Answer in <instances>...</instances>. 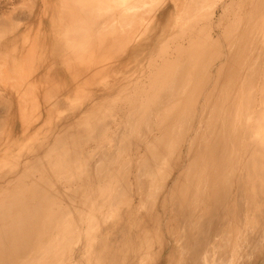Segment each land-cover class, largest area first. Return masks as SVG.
<instances>
[{
    "label": "bare ground",
    "instance_id": "bare-ground-1",
    "mask_svg": "<svg viewBox=\"0 0 264 264\" xmlns=\"http://www.w3.org/2000/svg\"><path fill=\"white\" fill-rule=\"evenodd\" d=\"M164 1L168 4L161 12L158 7L161 8ZM42 2L46 4V0ZM63 2L74 9L65 13L68 25L59 38V62L54 65L51 59L43 58L46 61L42 59L45 62L43 74L33 81L41 80L46 84L42 103L47 113L53 110L54 97L50 96L53 84L56 87L61 81L69 82V77L73 75V71L68 75L59 72L62 77L57 78L56 83L54 66L63 71L64 65L72 61L83 62L89 56L90 62L94 60L92 63L96 61V65H79L73 70L82 73L77 77H86L87 82H94L101 71L96 69V51L97 59L105 52L106 57L112 56L117 64L119 53L124 55L129 48L140 45L136 43L151 38V34L159 28L154 25L153 18L160 15L173 14L174 27L183 28L178 38L183 43L177 42L171 52L166 51L165 45L161 48L158 53L160 59L151 70L152 89L144 93L152 106L165 111L156 121L157 130L163 126L162 131L150 139L144 155H139L138 160L136 157L133 189H129L124 180V184L121 183L122 192L111 198L110 208L113 202L122 203L127 218L144 214V218L152 223L151 231L164 230L171 239V247L177 250L175 255H179V264H257L264 257V0H61L60 4ZM9 22H0V36L12 32L13 26ZM99 42L103 46L94 49ZM3 48L4 42H1L0 55ZM115 64L108 66L110 73L116 71ZM34 75L28 76L33 78ZM19 98L17 101L22 104L23 98ZM6 102L8 100L0 96V110ZM58 103L61 106V102ZM194 105L201 109L190 118ZM147 111L145 101L138 109L139 115L128 120L130 130L140 132L139 137L145 131L141 123H154L152 113ZM176 115H179L177 121L168 125L166 121ZM45 116L48 117L47 114ZM49 117L43 122L47 123ZM186 123H191L190 129H187ZM187 133L190 137L185 140ZM181 139L188 141V145L176 148ZM0 144L1 162L12 146L9 138ZM120 146L122 151L123 145ZM52 148L57 146H51L50 151ZM174 150L185 157V166L176 179L171 174L180 165V160L175 159L168 164ZM67 156L65 154L63 158L64 167L72 169L71 173H75L74 170L78 172L81 166L76 165L82 161L74 166ZM36 157L26 159L21 166L22 171L17 169L16 173L21 174L13 184L6 180L8 175L4 164L0 163V179L7 183L5 187H0V191H5L11 184H18V191L11 192L10 196L0 194V264H39L50 260L56 256L59 234L62 237L68 226L80 227V219L70 221L67 212L61 210L58 204L70 194L57 189L45 192L40 187V183L45 181L39 179L33 182L36 186L23 190L25 188L21 183L28 177L29 168L41 160L40 155ZM33 160L35 162L32 163ZM49 163L50 166L53 163H57V167L62 165L57 160ZM94 167L98 172V167ZM164 168L168 169L160 171ZM102 172L105 173L104 168L100 175ZM78 178L84 181L82 179L87 177L82 178L80 173ZM32 193L37 197L27 198ZM129 193L138 197L137 206L127 202ZM15 202L16 208L13 206ZM47 203H50L49 206ZM11 207L15 214H12ZM98 207L95 206L94 211L99 210ZM107 213H111V209ZM91 215L97 218L95 212ZM92 216L88 218V223H91ZM41 217L43 225L38 223ZM95 217L94 221L91 220L92 224ZM132 224L135 223L132 221ZM46 230L53 231L55 235L47 241L43 236ZM7 233L13 240L9 246ZM145 234L143 231L140 239ZM214 240L215 243L207 248ZM126 242L119 244L122 254ZM35 245L40 246L39 253L35 251ZM258 255L257 261L251 259Z\"/></svg>",
    "mask_w": 264,
    "mask_h": 264
},
{
    "label": "rangeland",
    "instance_id": "rangeland-1",
    "mask_svg": "<svg viewBox=\"0 0 264 264\" xmlns=\"http://www.w3.org/2000/svg\"><path fill=\"white\" fill-rule=\"evenodd\" d=\"M6 1L8 2V0H0V22L4 20L9 22L8 19H10L13 28L12 32L2 33L0 36L2 38L0 44L4 42L2 55H0V96L8 100L0 110V143L6 142L9 138L12 150L1 159L0 163L4 164V171L7 173L6 176L8 175L6 180L13 184L18 180V175L21 174L16 173V171L17 169L22 171L23 162L29 158L34 159L36 155L38 158L40 155V162L37 161V165H31L28 177L25 179L23 177L24 180L21 183L25 188L23 190L26 191L27 187L36 186L33 184L36 179L45 181L40 183V187H43L45 192L57 189L64 194H70V197L62 198L58 204L61 210L67 212L70 221L76 222L80 219V223L77 222V224H80L78 228L81 229L79 230L74 226H68L69 230L68 227L64 229L62 237L61 234H59L60 237L57 235L60 239L55 247L57 248L56 256L53 254L52 259L41 261L39 264H53L54 262V264H179V255H175L177 250L171 247V239L164 230L161 232L159 229L151 231L152 223L144 218V214L127 218L124 215L126 208L123 207V204L113 202L112 208H110V201H113L111 198H114L118 192H122L121 185L124 184V180L126 181L125 185L127 183L128 188L132 187L131 189H133L135 181L132 180V175L137 171L134 166L140 158L139 155L145 152L150 139L160 135L162 131L163 126L157 130L156 121L165 111L152 106L144 93L151 88V70L157 59H160L158 53H160L161 48L165 45L166 51L170 52L175 49L176 43L181 42L178 38L182 34L183 28L174 27L173 14H171L172 16L160 15L153 18L154 25L159 28L151 34V38L147 37L136 43L135 45H140L129 48L124 52V55L119 53L116 56L117 64H115L116 59L112 56L107 58L105 52L97 59L98 51H96V58H94L98 65L96 69H101V71L97 74V79L94 82H87L86 77H77L76 75L82 73L80 70L78 72L73 70L79 65V67L96 65V61L94 64L92 63L94 60L90 62L89 56H87L89 60L86 58L83 62L75 63L72 61L67 66L64 65L63 71L60 67L54 66L56 83L57 78L61 79L62 77L59 72H62V75H68L69 72L73 71L74 76L69 77V82L57 83L56 87L53 84L50 92V96L54 97L53 110L47 113L42 103L43 96L46 95V84L41 80L35 83L33 81L38 80V77L43 74L46 57V60L51 59L54 65L58 64L60 59L57 55L59 38L68 25V15L65 13L74 8L68 7L64 2L60 4L61 0H46V4H43L42 0H11L8 3ZM167 2L164 1L161 8L158 7L161 12L167 6ZM64 17L65 19H63ZM183 42L182 40L181 43ZM57 46L58 50H56ZM101 46L103 45L99 42L93 48L96 49ZM123 57L124 59H122ZM113 64L116 65L117 69L110 73L108 66L111 67ZM30 74L34 75V79L28 76ZM63 78L66 79V77ZM21 97L23 101L22 104H19L17 100ZM58 101L61 102V106H59ZM145 101L148 106L147 113L150 110L154 123H147L148 121L147 124L145 121L141 123L146 127L142 125V129L145 131L144 135L139 137L140 132L130 130L128 120L139 115L138 109ZM200 109L198 105H194L190 118H193ZM45 113L48 117L54 116L49 117L48 124L43 122L48 118L47 116L44 118ZM178 117L179 115L170 117L166 122L168 125L175 123ZM190 124L186 123L187 129H190ZM138 127L141 130L140 125ZM189 137V133H187L185 140ZM186 143L188 141L181 139V144L178 142L176 148L188 145ZM120 144L123 145L122 151ZM53 145L57 148H52L50 151ZM65 154L68 155L71 165L74 164L75 166L82 161L80 165H76L81 166L78 172L74 170L75 173H71L69 171L72 169L68 166L64 167L65 159L63 158ZM136 157H138L137 160ZM175 159L176 161L180 160V165L171 174L176 179L185 166L184 154H177L174 150L168 159V164L173 163ZM51 160L62 162V165L57 167V163H53L52 165L56 166L53 168L49 163ZM148 160L153 161L150 157ZM159 161L158 158L156 160L157 165ZM33 162L35 161L33 160ZM94 166L98 167V172ZM149 167L153 169L152 166H147V168ZM103 168L105 173L102 172L103 174L100 175L99 172ZM166 169L168 168L160 169V171L163 170L162 172H164ZM93 172L99 176H95ZM80 173H82V178L87 177L86 180L82 179L84 181H81L78 178ZM3 182H0V187L6 186L7 183ZM122 182L123 184H121ZM11 185L5 191H0V194L10 196L11 192H17L16 186L18 184ZM105 193L106 196L103 198ZM29 197L36 198L37 194H28L27 198ZM136 199L138 197H135L134 194L129 193L127 196V202L131 203L133 207L137 206L139 199ZM16 205L17 203H13L15 208ZM155 205L156 203L153 207ZM7 206H9V202ZM95 206L100 209L94 211ZM110 209L111 213H107ZM92 210L97 214V218L91 215L94 213ZM11 212L15 214L13 207H11ZM100 212H102L101 216L99 215ZM89 215L92 216L91 223H88ZM93 217L96 220L92 224ZM42 218L38 219V223L43 225ZM188 218L190 217L186 219ZM132 221L135 224H132ZM44 222L46 223L45 219ZM46 231L43 235L46 237L45 241L55 236L53 231ZM78 231L81 233L79 234ZM143 231L149 236L145 238L147 236L145 234L140 239ZM7 234L9 237L6 241L9 242L7 243L9 246L13 240H11V234ZM66 235L68 236L66 237ZM216 240L212 241L207 248H210ZM18 241H22V239L15 242ZM122 242H126V246H123V254L119 250V244ZM3 244L5 245V242ZM140 245L142 246L140 247ZM34 247L36 248H34L35 251L39 253L40 246L35 245ZM259 257L260 255L256 258L253 256L251 259L257 261ZM257 264H264V257L259 259Z\"/></svg>",
    "mask_w": 264,
    "mask_h": 264
}]
</instances>
